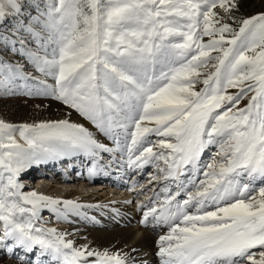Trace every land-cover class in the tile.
<instances>
[{
	"label": "snow or ice",
	"instance_id": "obj_1",
	"mask_svg": "<svg viewBox=\"0 0 264 264\" xmlns=\"http://www.w3.org/2000/svg\"><path fill=\"white\" fill-rule=\"evenodd\" d=\"M239 6L0 0V52H18L55 79L47 85L0 58V94H13L18 76L39 81L43 90L23 94L51 95L115 144L68 119H0V264L8 257L21 264H148L77 246L67 232L46 227L41 209L68 221L86 206L25 192L20 182L32 166L71 153L90 157L95 175L101 153L118 151L121 159L126 151L129 168L155 169L140 189L153 194L137 207L142 225L151 218L168 229L157 240L160 264H264V12L236 16ZM8 20L14 23L3 28Z\"/></svg>",
	"mask_w": 264,
	"mask_h": 264
},
{
	"label": "bare ground",
	"instance_id": "obj_2",
	"mask_svg": "<svg viewBox=\"0 0 264 264\" xmlns=\"http://www.w3.org/2000/svg\"><path fill=\"white\" fill-rule=\"evenodd\" d=\"M78 119H84V121L81 120L82 124L93 132L100 142L105 143L110 147H115L114 141L104 135V133L90 120L83 118L82 116ZM9 123L15 124L14 122ZM13 135L17 139L18 131L14 132ZM75 154L77 155L79 153H71L64 156L72 157ZM64 156H57L54 159L47 160V162H53L54 160L59 162ZM47 162L44 164H47ZM88 164L90 165L88 166ZM74 165L78 166V169L76 168V175L83 173L81 172L82 166L84 168H91L93 166L92 159L86 155L83 156V153H81V156L72 158L69 163H67V161L59 162V165L52 168V170L46 165L48 172L51 173L50 177H46L48 179V182L46 183V186L48 187L46 194L61 192L62 198L60 200H72L85 205L86 207L79 209V214H69L68 221L64 220V224H67L65 226L62 224V220H57L56 215L50 209H47V211L55 217V222L49 224L60 231L67 232L69 234L67 238L72 239L77 246L89 245L90 248L100 251H103L104 249H108L110 252L120 251L128 253L137 261L146 260L148 264H160L159 257L155 255L158 250L157 240L159 236L165 234L168 229L163 226L154 227L151 218H149V223L147 225H142L140 223L143 219V211L138 209L137 205L141 202L147 201L148 197L140 198V193L142 192L139 191L145 184L140 186V178L135 182H129L127 186H125V183L123 182V178L126 181V177L129 174L137 171L138 175H140L144 173L145 169L129 168L127 166L126 151L123 154V159H121V153L119 151L116 153H101V156L98 159L96 174L91 175L85 172V175L82 174L84 178H81V181L86 180L91 187H94V185L100 186L97 189H90L89 191H76L64 186L66 181L63 178L67 177L68 174H71L69 170ZM33 167L34 166L23 174L27 175L34 173V170H32L34 169ZM43 167L44 165L42 168ZM111 170H115L117 173H113ZM60 173L62 177L60 176ZM68 177L71 178V175ZM51 178H55L56 180L59 179L62 183L56 181L58 182L56 183L58 188L56 190L53 189L55 190L53 192H51L53 186L50 185L49 181ZM131 192H134L133 196L136 198L134 204L135 207H131L129 203H126V201H130V203L133 202L132 196H130ZM79 195H84L86 197L81 199L80 197L82 196L79 197ZM107 195H109L111 199L104 200ZM89 201H93L95 204L88 203ZM88 205H91V207H87ZM149 207H151V205H149ZM61 208H63V205H61ZM57 222L59 224H57ZM76 222H78V224H75ZM73 223L75 224L74 226L69 225ZM133 249H135V251H133ZM21 252V255H25L23 250ZM9 259L5 264L14 263V260L10 261Z\"/></svg>",
	"mask_w": 264,
	"mask_h": 264
},
{
	"label": "rangeland",
	"instance_id": "obj_3",
	"mask_svg": "<svg viewBox=\"0 0 264 264\" xmlns=\"http://www.w3.org/2000/svg\"><path fill=\"white\" fill-rule=\"evenodd\" d=\"M259 12H264V0H240L239 9L233 10L234 15L236 16L243 15L245 17L251 16ZM12 23H14V21H11V20L5 21L2 27L8 28ZM228 23L232 24L233 22L229 20ZM205 40H207V37H205ZM17 47H19V45H17ZM0 58H6L12 65H16V64L23 65V68L21 69V73H24V72L31 73L32 76L41 77V79H44L47 85H55L54 77L52 76L44 77L42 73L36 70L34 65L29 63L28 58L26 56H21L18 52L17 53H13L11 51L0 52ZM37 87H40L41 90H43V85H40L39 81H35L31 79L25 81L21 76H18L16 78V86L13 87L12 89L13 94H8V95L0 94V119H3L5 122H8V123L14 122L17 125L34 124V123H39L41 121L61 120V119H68L73 123L82 124L81 120L84 121V119H81V120L78 119L79 117H81V115L78 112H76L75 109L70 108L68 105L63 104L61 101L55 100L51 95H48V96L31 95L29 96V95L23 94L27 92L29 88H31L32 91L35 92ZM200 87H202V84L196 85L197 90H199ZM231 91H235V90L233 89ZM245 103H247L246 100L242 101L241 105ZM17 136L18 138L17 139L15 138V139L19 143L23 144L24 141L21 139L19 132ZM151 139L153 140V142H155L158 138L155 135H152ZM212 152H215V148H213L211 152L205 153V158L206 159L210 158L212 155ZM43 171L45 172L46 170L45 168L43 169L41 167L40 170L38 171L37 169H35L34 173L32 174L31 173L27 175L22 174L20 178V182L25 185V187L23 188V191L29 192V191L35 190L37 193L47 195L54 199H61L62 198L61 192L60 193L54 192V194H46V190L48 188L46 186V183L48 182L47 181L48 179L46 178L47 176L43 175L42 173ZM154 172H155V169L152 166H146L144 173L138 175V172L135 171L126 177V181L123 178V182L125 184H129V182H135L137 181V179L140 178V186L144 184L146 185L150 180L149 173H154ZM54 179L52 178L49 179L50 185L53 186V188L51 189V192L55 191L58 188L56 184L58 182L56 181L60 182L59 179L57 180L56 179L54 180ZM65 181L66 183H64V186H67L68 188L74 189L76 191L78 190L89 191L90 189H97L100 186V185H96V186L94 185V187L93 186L91 187L86 180L81 181V178L80 180L72 179V180H65ZM257 187H259V185H257ZM140 192H142L140 193V196H141L140 198L150 197V195L153 194L152 191L150 190L140 191ZM133 195H134V192H131V196L133 200L132 203H129L131 207H135L134 204L136 202L135 201L136 198ZM79 197L83 199L86 196L79 195ZM109 199H111L109 195L105 196L104 198V200H109ZM88 203L95 204L93 201H89ZM41 216L43 218L42 222H46L45 226L52 227V225L49 223L55 222V217L51 213H49L47 209H41ZM57 224L59 223L57 222ZM62 224L64 226L67 225V224H64V220H62ZM75 224H78V222H76ZM75 224L73 223L69 225L74 226ZM17 251L21 255L22 250L17 249ZM30 255L32 259H35L34 253ZM8 259L10 261L13 260L11 257H8L5 263L8 261ZM13 262H14L13 264H21L19 260H14Z\"/></svg>",
	"mask_w": 264,
	"mask_h": 264
}]
</instances>
